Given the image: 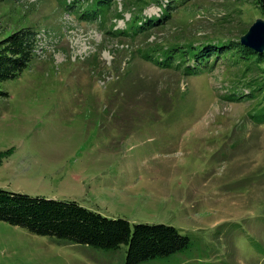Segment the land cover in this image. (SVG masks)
I'll list each match as a JSON object with an SVG mask.
<instances>
[{
    "label": "rangeland",
    "instance_id": "1",
    "mask_svg": "<svg viewBox=\"0 0 264 264\" xmlns=\"http://www.w3.org/2000/svg\"><path fill=\"white\" fill-rule=\"evenodd\" d=\"M69 1L0 2V41L28 26L38 42L24 72L0 82V188L74 200L131 226H174L191 239L186 251L142 264H264V124L251 117L255 108L264 115V99L228 100L250 94L255 73L221 56L184 76L138 52L239 40L264 19L257 0H173L166 24L134 39L109 32L139 11L134 0H114L125 12L102 27ZM169 2L148 3L143 16L161 17ZM127 250L0 221V264H126Z\"/></svg>",
    "mask_w": 264,
    "mask_h": 264
},
{
    "label": "trees",
    "instance_id": "2",
    "mask_svg": "<svg viewBox=\"0 0 264 264\" xmlns=\"http://www.w3.org/2000/svg\"><path fill=\"white\" fill-rule=\"evenodd\" d=\"M169 1V5L163 7L161 17L148 18L143 16L146 10L144 7L153 2L160 5L159 0H134L133 3L140 5L139 11H135L130 16L125 28L117 32L109 29V32L113 37L122 35L132 39L138 35L149 36L154 27H163L171 18L173 0ZM67 4L70 10L75 9L81 20L89 22L97 20L101 27L108 15L112 14L113 19H121L125 12L123 9L120 11L115 9L114 0H74L73 3L69 1ZM81 5L88 7L83 10ZM256 5L260 11L264 10V0H257ZM36 33L33 28L25 26L0 41V82L17 78L35 59L38 46ZM138 52L142 60L152 62L162 69L171 68L181 71L184 76L200 74L221 56L235 58V62L240 61L245 64L243 73L246 76L253 72L256 76L247 82L248 86H252L250 94L244 92L238 94L234 91L229 95L228 100L243 101L257 98L259 95L261 100L264 99V80L258 76L264 71V68H260L264 64V51L258 54L252 48L240 45L237 39L224 40L220 46L206 43L199 48L187 47L181 42L168 43L164 47L154 43L150 48H138ZM0 95L6 96L2 91ZM259 110L255 108V113L251 114V117L262 125L264 115H260ZM0 221L7 222L11 226H21L37 236L48 235L65 239L71 244L91 245L100 250L112 251L126 245L128 249L126 264H142L146 260L159 258L167 259L175 253L186 251L192 244L189 236L182 235L174 226L162 223L131 226L129 221L106 218L89 208L81 207L74 200H50L47 197L12 193L3 188H0Z\"/></svg>",
    "mask_w": 264,
    "mask_h": 264
},
{
    "label": "water",
    "instance_id": "3",
    "mask_svg": "<svg viewBox=\"0 0 264 264\" xmlns=\"http://www.w3.org/2000/svg\"><path fill=\"white\" fill-rule=\"evenodd\" d=\"M239 43L243 47L252 48L256 53L262 54L264 51V19H257L251 24L245 35L239 38Z\"/></svg>",
    "mask_w": 264,
    "mask_h": 264
}]
</instances>
